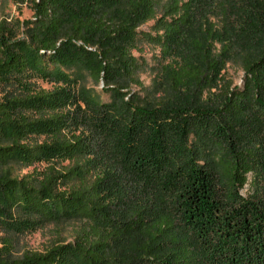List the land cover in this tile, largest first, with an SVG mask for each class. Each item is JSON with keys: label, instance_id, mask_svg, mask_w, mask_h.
Returning a JSON list of instances; mask_svg holds the SVG:
<instances>
[{"label": "trees", "instance_id": "16d2710c", "mask_svg": "<svg viewBox=\"0 0 264 264\" xmlns=\"http://www.w3.org/2000/svg\"><path fill=\"white\" fill-rule=\"evenodd\" d=\"M31 10L21 37L0 28V166L50 164L103 147L139 191L169 202V219L148 222L136 205L114 218L96 188L60 191L64 175L54 172L38 187L0 175V221L11 222L10 212L18 210L26 217L84 222L75 242L14 260L7 251L0 264H264V0H32ZM205 10L217 13L230 46L244 54L243 88L222 89L214 104L116 108L88 99L80 107L59 90L3 93L27 72L68 83L65 71L91 60L96 67L90 75L106 81L114 39L165 45L160 35H140L137 28L155 21L153 30L168 39L170 30L178 33ZM124 51L120 46L123 57ZM205 65L213 69L215 63ZM137 66L119 62L122 71ZM168 77L175 88L190 82L201 87L207 80L196 66L179 67ZM70 121L86 138H62ZM39 132L50 143L30 147L29 136ZM195 141L214 152L211 162ZM175 228L186 233V242L171 236ZM166 237L175 246L169 253L159 246Z\"/></svg>", "mask_w": 264, "mask_h": 264}, {"label": "rangeland", "instance_id": "374dc122", "mask_svg": "<svg viewBox=\"0 0 264 264\" xmlns=\"http://www.w3.org/2000/svg\"><path fill=\"white\" fill-rule=\"evenodd\" d=\"M32 0H0V28H6L21 37L22 23L32 19ZM155 21H148L137 28L141 34L151 36L160 35L165 45H156L145 40L136 39L133 42L114 39L115 48L108 57L112 69L111 78L96 81L90 74L96 65L91 60L83 65L75 64L65 71L68 83L54 78H41L31 73L15 76V79L4 87L3 93L10 95H26L38 92L51 93L62 91L68 95L70 102L83 107L82 100L93 99L98 103L111 104L121 108L125 103L138 108L153 109L163 106L183 104H214L222 89H242L245 84L242 70L244 54L236 52L229 43V36L223 28L217 13L203 11L196 19L178 33L169 31V38L163 32L153 30ZM1 31V30H0ZM120 46L124 48V57ZM94 50V49H88ZM132 60L138 64L131 70L122 71L119 62ZM215 63L213 69L205 64ZM200 67L205 72L207 80L202 86L190 82L178 88L168 77L169 72L179 67ZM120 73L117 75V73ZM120 89L117 93L108 91ZM80 101V102H79ZM75 105L59 109L64 115L73 110ZM27 116L35 119L36 115L28 112ZM47 118L52 113L45 115ZM63 139L87 136L80 128L70 121L61 129ZM43 142L50 143V136L39 132L29 136L28 145L38 146ZM194 145L201 150L207 161L213 160L214 152L199 142ZM54 172V173H53ZM49 173L64 175L59 180L60 191H91L96 188L108 213L114 218L127 215V211L138 206L146 214L147 221L153 222L157 218L169 219V202L157 196L150 190L139 191L129 179L119 174V169L110 161L107 149L93 148L91 155L78 154L71 160H54L52 163L33 162L23 165L16 161H9L0 166V175L17 181H24L32 187H38L39 182ZM102 182L97 186V183ZM248 188L244 189V193ZM139 191V192H138ZM141 196V198H137ZM11 222L0 221V256L9 251V259H20L24 255L43 254L56 245L73 243L79 236L84 222L79 218L66 220H45L38 217H26L20 211L10 212ZM169 236V233H168ZM177 240H187L182 229L175 228L171 233ZM166 237L160 241L161 251L169 253L175 246Z\"/></svg>", "mask_w": 264, "mask_h": 264}]
</instances>
